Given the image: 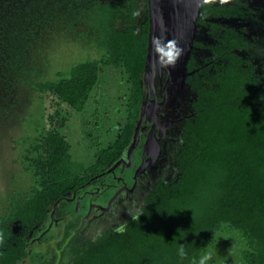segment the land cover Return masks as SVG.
<instances>
[{
	"label": "trees",
	"instance_id": "obj_1",
	"mask_svg": "<svg viewBox=\"0 0 264 264\" xmlns=\"http://www.w3.org/2000/svg\"><path fill=\"white\" fill-rule=\"evenodd\" d=\"M78 19L92 34L95 53L50 75L34 70L36 78L27 82L34 106L21 117L23 131L16 141L25 183L22 193L8 202L6 213L0 212V232L5 236L0 264L23 263L57 201L118 158L130 145L139 119L148 55V1L91 0ZM226 46L224 42L223 52ZM191 56L187 84L197 97L193 115L183 124L177 178L157 181L141 215L121 232L108 231L85 244L73 238L75 226L62 232L54 243L56 264H198L205 251L213 252L208 264H264V105L258 99L262 92L251 75L239 70L236 55L229 54L231 67L212 70L211 64L199 74L194 73ZM108 68L123 69L128 80L125 125L113 144L86 166L73 157L64 132L69 113L89 118L88 102Z\"/></svg>",
	"mask_w": 264,
	"mask_h": 264
},
{
	"label": "flooded vegetation",
	"instance_id": "obj_2",
	"mask_svg": "<svg viewBox=\"0 0 264 264\" xmlns=\"http://www.w3.org/2000/svg\"><path fill=\"white\" fill-rule=\"evenodd\" d=\"M194 41L191 57L194 56L196 63L195 74L211 64L212 70L231 67L229 54H234L238 57L236 65L239 70L243 71L244 76L251 75L250 80L261 90L258 99L260 105H264V61L254 58V52L261 53V45L264 44V0H256L253 6H249L245 0H203L196 20ZM223 41L227 44L224 52ZM220 51L224 59L219 57ZM167 81L163 72L156 74L149 90H146L148 87L144 83V99L148 97L149 101H153L155 93L158 103H162ZM245 84L248 88L249 77ZM177 102L174 106L171 104L169 108H163L158 114L160 122L173 123L166 129V138L159 142L160 156L149 162L145 144L152 124L144 123L139 143L130 154L129 145L103 172L90 178L73 194L57 201L50 219L39 226L22 264H56L54 243L59 241L62 232L74 226L73 238L84 244L108 231L121 232L129 220L141 215L157 181L170 182L177 178L176 157L183 145V124L194 113L192 105L189 111L191 116L188 115L186 100ZM165 151L170 153L164 155ZM167 172L173 173V176L164 180Z\"/></svg>",
	"mask_w": 264,
	"mask_h": 264
},
{
	"label": "rangeland",
	"instance_id": "obj_3",
	"mask_svg": "<svg viewBox=\"0 0 264 264\" xmlns=\"http://www.w3.org/2000/svg\"><path fill=\"white\" fill-rule=\"evenodd\" d=\"M245 1L249 6L256 2ZM89 4L91 0H0V212L3 214L10 199L22 193L25 183L17 165L16 141L23 131L21 117L34 106L28 79L36 78L34 70L42 76L50 75L66 70L89 52L95 53L91 47L92 34L78 19L81 9ZM263 47L264 44L261 53L254 52L255 59L264 61ZM166 78L169 80V75ZM159 83L162 85L160 80ZM128 92L124 70L108 68L101 72L88 102L89 118L85 121L82 116L69 113L71 120L64 135L75 160L90 166L96 154L114 142L125 125ZM187 94V113L191 116L189 111L196 93L190 88ZM167 153L170 152L165 151L164 155ZM172 176L173 173L167 172L163 179ZM97 239V235L91 238L94 242Z\"/></svg>",
	"mask_w": 264,
	"mask_h": 264
},
{
	"label": "water",
	"instance_id": "obj_4",
	"mask_svg": "<svg viewBox=\"0 0 264 264\" xmlns=\"http://www.w3.org/2000/svg\"><path fill=\"white\" fill-rule=\"evenodd\" d=\"M149 8V41L148 55L146 58L145 71L142 85L152 87V83L157 73L165 72L169 75V80L165 86L163 102L158 103L154 93L153 101L146 100L143 96V103L140 115L132 136L129 154L138 145L140 131L144 123L152 124V130L145 144V153L149 156V162L158 158L160 141L166 138V129L173 126V123H162L158 119L161 110L174 105V102L181 99L187 100V63L190 57L194 38L196 20L203 0H147ZM170 42L176 48L183 50L175 66L168 63L166 52L170 50ZM144 87V86H143ZM179 95V96H178ZM145 100V101H144ZM178 101V102H179ZM177 102V103H178ZM156 130L158 135L155 136Z\"/></svg>",
	"mask_w": 264,
	"mask_h": 264
},
{
	"label": "clouds",
	"instance_id": "obj_5",
	"mask_svg": "<svg viewBox=\"0 0 264 264\" xmlns=\"http://www.w3.org/2000/svg\"><path fill=\"white\" fill-rule=\"evenodd\" d=\"M182 54H183V50L180 48H176L172 42H170V50L165 53V55L167 56L168 63L171 64L172 66H175V63ZM4 244H5V236L3 232H0V246H3ZM179 255L181 256V258H184L186 256V252L184 250L183 245H180ZM212 258H213V252L205 251L201 255L198 264H208V262L212 260ZM193 264H197V262L193 261Z\"/></svg>",
	"mask_w": 264,
	"mask_h": 264
}]
</instances>
